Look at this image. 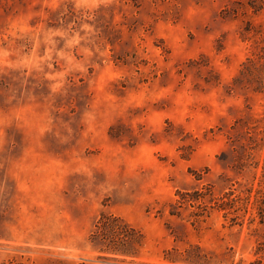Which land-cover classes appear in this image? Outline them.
Masks as SVG:
<instances>
[{"label": "rangeland", "instance_id": "rangeland-1", "mask_svg": "<svg viewBox=\"0 0 264 264\" xmlns=\"http://www.w3.org/2000/svg\"><path fill=\"white\" fill-rule=\"evenodd\" d=\"M262 206L264 0H0V264H251Z\"/></svg>", "mask_w": 264, "mask_h": 264}, {"label": "trees", "instance_id": "trees-1", "mask_svg": "<svg viewBox=\"0 0 264 264\" xmlns=\"http://www.w3.org/2000/svg\"><path fill=\"white\" fill-rule=\"evenodd\" d=\"M258 214H259V217H260V221L261 222H264V206H262V207L259 208ZM103 218H105L104 215H102L100 217V220H98V223L96 224V228H98V226L101 223V221H102ZM112 220L113 221H116L117 218L112 217ZM262 245L264 246V243L263 242H261V245L260 246H262ZM258 250H261L263 257L254 260L253 262H251V264H264V247H261V249L259 248Z\"/></svg>", "mask_w": 264, "mask_h": 264}]
</instances>
